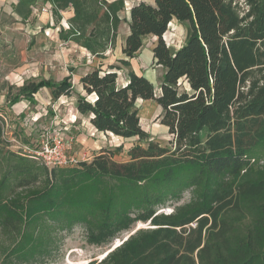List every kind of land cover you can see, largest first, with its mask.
<instances>
[{
	"label": "trees",
	"instance_id": "trees-1",
	"mask_svg": "<svg viewBox=\"0 0 264 264\" xmlns=\"http://www.w3.org/2000/svg\"><path fill=\"white\" fill-rule=\"evenodd\" d=\"M49 1L60 19L74 11L61 39L100 58L116 46L125 0ZM244 1V11L240 0L131 7L123 53L132 59L145 36L158 37L160 91L132 68L126 82L114 67L95 68L81 77L76 103L97 131L147 142L134 144L126 161L101 148L90 160L49 167L11 148L0 115V264L53 261L62 233L76 226L98 246L130 234L88 264H264V0ZM174 19L188 24L176 50L163 38ZM42 88L69 96L72 75L25 81L12 101H35ZM140 98L161 106L171 146L142 127ZM187 191L190 200L176 204ZM139 222L151 227L135 230Z\"/></svg>",
	"mask_w": 264,
	"mask_h": 264
},
{
	"label": "rangeland",
	"instance_id": "rangeland-1",
	"mask_svg": "<svg viewBox=\"0 0 264 264\" xmlns=\"http://www.w3.org/2000/svg\"><path fill=\"white\" fill-rule=\"evenodd\" d=\"M240 7V11H244L248 6L244 0H240ZM187 30V22L174 19L170 22L163 38L172 50H176L186 41ZM147 39L149 40L147 43L150 44L151 39L157 41L158 37ZM81 55L78 48L60 43L56 36L47 35L44 28L32 30L24 21L15 19L0 25V115L5 120L6 134L12 142L11 148L35 155V151L39 149L44 139L59 134L69 142L68 155L77 161L90 160L101 148L115 150L114 158L126 161L130 158L128 151L134 144L141 143L147 146L146 141H140L137 137L123 138L112 133L97 132L86 116H80L79 113L76 116L78 94L76 57ZM145 61L141 63L142 73L148 71L147 75L150 79L155 78V87L159 92L163 75L162 67L156 65L155 60ZM69 73L73 75L75 86L70 96L56 99L52 89L42 88L35 94V101L21 97L18 102L13 103V98L19 94V87L25 81L41 79L59 81ZM119 79L125 81L124 73L119 74ZM135 108L139 110L142 127L150 134L151 139L164 146H171L173 136L160 122L161 106L154 100L145 101L140 98ZM205 134L206 132L204 136ZM117 148L120 150H116ZM190 196V192L187 191L183 198L175 203L187 202ZM161 210L171 212L173 206ZM139 223L136 228L151 227L150 222L144 225ZM129 235L125 233L123 238H117L111 244L98 246L87 241V232L83 226H76L62 233L61 245L56 257L53 261L44 264L99 262Z\"/></svg>",
	"mask_w": 264,
	"mask_h": 264
},
{
	"label": "crops",
	"instance_id": "crops-1",
	"mask_svg": "<svg viewBox=\"0 0 264 264\" xmlns=\"http://www.w3.org/2000/svg\"><path fill=\"white\" fill-rule=\"evenodd\" d=\"M109 1H113V0H109ZM141 1H145L148 3L154 2V0H125L126 8L119 13L120 17L122 18V22L119 26L117 44L114 48H111L106 52L104 58H100V57L93 55L86 48L74 42H71V41L68 42L66 40L61 39L60 37L61 29L62 28L67 29V24L69 23V19L74 15V11L72 8H68L62 11L61 19L56 14H54L52 10L53 7L47 11L42 12L41 9H43V7L46 5L47 0H0V25L9 23L10 20H14V19L21 20V21H24L25 24H27L29 28H32V30L36 28L37 29L44 28L47 35L56 36L58 41H60V43H66L69 46H74L78 48L82 54L80 57L79 56L76 57V61H77L76 66L78 67V70H77L78 71L77 98H78L79 94L84 93V88L81 83V77L95 68H101L103 70H111V68L114 67V70L117 71L118 76L121 72L124 73L126 79L125 81H122V82H126L128 80V77H129L128 72L130 68H132L137 74L145 75L148 79H150V77L147 75L148 71L145 74L142 73L143 66L141 65V63L145 60L154 61L153 48L158 40L156 41V39H151L150 44H148L147 42L149 40L147 38H153V37L157 38V36L155 35L145 36L144 44L142 48L138 52L137 56L132 59L126 58V56L123 53V47L125 45L126 38L128 34L130 33L129 21H130L131 7L134 4L139 3ZM122 14L124 17H122ZM122 59H128L130 62V66L124 65L122 63ZM159 66L162 67V70L164 73L165 69L163 68V66L161 65ZM69 74L72 75V73H69ZM150 80L154 83L155 78L154 80L152 79ZM72 82H73V75H72ZM74 87L75 86L73 82L72 92L74 90ZM62 96H68V95H62ZM77 98H76V103H77ZM75 111H76L75 113L76 116H78L77 107ZM91 126L93 125L91 124ZM93 129L97 131V129L94 126H93ZM107 133H110V132H107Z\"/></svg>",
	"mask_w": 264,
	"mask_h": 264
},
{
	"label": "built area",
	"instance_id": "built-area-1",
	"mask_svg": "<svg viewBox=\"0 0 264 264\" xmlns=\"http://www.w3.org/2000/svg\"><path fill=\"white\" fill-rule=\"evenodd\" d=\"M53 7V4L47 0L43 7L44 11ZM69 23L67 28H69ZM69 142H67L61 135L54 134L44 139L38 150L35 151V156L44 161L49 167H65L76 164L78 161L74 157L68 155L67 149Z\"/></svg>",
	"mask_w": 264,
	"mask_h": 264
},
{
	"label": "water",
	"instance_id": "water-1",
	"mask_svg": "<svg viewBox=\"0 0 264 264\" xmlns=\"http://www.w3.org/2000/svg\"><path fill=\"white\" fill-rule=\"evenodd\" d=\"M139 228H141V227L139 226V227L135 228V230H138ZM135 230H134L133 232H135ZM133 232H132V233H133ZM132 233H131V234H132Z\"/></svg>",
	"mask_w": 264,
	"mask_h": 264
},
{
	"label": "bare ground",
	"instance_id": "bare-ground-1",
	"mask_svg": "<svg viewBox=\"0 0 264 264\" xmlns=\"http://www.w3.org/2000/svg\"><path fill=\"white\" fill-rule=\"evenodd\" d=\"M173 21V20H172ZM165 127V126H164ZM166 128V127H165ZM145 224V223H144ZM144 224H142V223H139V225H144Z\"/></svg>",
	"mask_w": 264,
	"mask_h": 264
}]
</instances>
